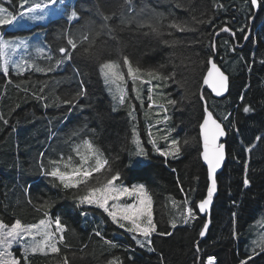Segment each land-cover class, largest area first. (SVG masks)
Wrapping results in <instances>:
<instances>
[{
	"label": "trees",
	"instance_id": "1",
	"mask_svg": "<svg viewBox=\"0 0 264 264\" xmlns=\"http://www.w3.org/2000/svg\"><path fill=\"white\" fill-rule=\"evenodd\" d=\"M19 2L0 0L16 12ZM258 3L254 14L248 0H132L131 5L125 0H74L61 5L59 14L54 15L51 10L45 24L16 32L8 26L2 29L5 39L22 35L18 38L29 42L37 35L39 47L56 58L61 55L59 47L66 46L64 32L71 31L78 42V48L72 50L75 53L72 60L52 72L27 68L18 73L11 65L7 75L0 72V114L9 120L8 125L0 121V219L8 225L16 219L33 224L44 218L43 212L47 211L52 219L60 216L66 225L67 247L60 245L59 254H34L30 264H63L65 256L70 264H107L113 256L120 257L121 264H201L208 256L214 257L215 264H239L241 259L252 255L254 248L259 254L253 256L251 264H264V252L259 247L250 248L249 236L253 223L264 217V139L256 140L257 136L264 137V0ZM73 6L79 19L69 22L67 15ZM130 7L135 13L129 12ZM136 14L140 22L159 19L162 36L149 34L147 26L138 27L137 20L121 23L122 17ZM104 16L112 17L108 22L112 32L102 27ZM172 20L188 21V26L196 30L170 29ZM199 20L206 22L197 24ZM225 27L231 31H221ZM35 30L37 33H27ZM84 35L88 36L87 41L81 40ZM173 39L179 43L163 42ZM90 44L92 47L86 53ZM19 50L9 53L12 62L16 57L17 62L34 60L45 68L55 62L46 55H38L31 47L23 48L20 55ZM124 55L133 67L147 70L163 65L164 75L175 74L174 80L166 85L157 81L163 101L159 104H166L167 99L177 103L167 105V121L163 119L164 113L156 115L160 116V123L152 131L158 144L165 148L167 145L159 137L166 129L173 130L172 138L182 144L175 158L160 156L148 143L149 130L142 106L145 98L138 104L145 94L144 84L138 80L133 91L129 82L128 101L117 107L106 91L98 63ZM210 55L229 76V89L221 98L213 97L207 87H201ZM126 69L122 67V71ZM148 78L145 74L143 80ZM82 85L85 95L72 104L62 102L76 97ZM33 93L44 99H37ZM201 94L206 98L203 101L199 98ZM204 102L223 121L227 158L216 176L217 194L210 210V223L201 238L205 217L197 212L196 202L204 196L207 187L198 129ZM245 104L251 106V112L243 111ZM132 107L135 119L129 116ZM225 116L228 119H223ZM133 125L147 157L135 155L136 147L131 143ZM84 139L93 140L112 169L121 171L123 183L141 182L147 189L157 225V232L151 237L155 251L137 245L132 234L114 224L103 210L94 205H78L77 198L85 194L82 187L64 189L58 181L40 177L41 164L47 166L49 160L59 159L61 155L65 159L75 155L72 148ZM185 139L189 140L187 145L183 144ZM246 148L250 151H245ZM75 159L78 162V157ZM245 161L251 181L247 188L243 185ZM185 198L196 212V218L188 223L180 217L182 206L173 204L175 201L182 205ZM44 201H49L51 206L37 211ZM234 212L237 213L235 236ZM173 219L175 227L170 223ZM95 230L101 236H96ZM105 240L118 247L110 248ZM13 251L19 255L21 250L13 248Z\"/></svg>",
	"mask_w": 264,
	"mask_h": 264
},
{
	"label": "snow or ice",
	"instance_id": "2",
	"mask_svg": "<svg viewBox=\"0 0 264 264\" xmlns=\"http://www.w3.org/2000/svg\"><path fill=\"white\" fill-rule=\"evenodd\" d=\"M125 3L131 5L132 0H125ZM257 3L258 0H251L253 7L257 6ZM61 5H65V0H46V2L41 0V2L32 3L30 7L27 6V0H22L20 7L23 10L18 13L15 10H9L6 7L0 6V25H14L21 18H26L28 21H41L49 15V9H52V14H59ZM216 7H222V5H216ZM38 11L41 14H37ZM129 12L135 13V9L130 7ZM138 16L139 14L122 17L121 23H132L133 20H137L138 27L147 26L150 28L149 34L162 36L159 19L155 22H140L138 21ZM78 19V12L73 6V10L67 15V20L71 22ZM111 19L112 17L110 16L103 17L104 24L102 27L108 28L109 32L113 31L108 24ZM205 22L206 21L203 20L196 21L197 24ZM168 27L179 32L196 30L188 26V21L179 20H172ZM221 31L228 32L231 31V29L225 27L221 29ZM62 35L66 39V46L59 47L58 51L61 54L59 58L51 54H46L43 47H37L35 49L38 55H46L47 59L55 61L53 65L47 68L41 67L35 63L34 60L22 59L19 62H12L9 53H14L18 48L27 49L29 47L28 42L22 38L5 39L4 36L0 35V72L7 75L9 73L10 63L18 73H23L27 68H31L35 72L40 73L54 71L66 61L72 60L75 55L72 50L78 48L77 39L71 31L64 32ZM169 35H172V33L170 32ZM81 40L87 41L88 36H82ZM163 42L170 45L179 43V41L175 39L164 40ZM91 47L92 45L90 44L89 48L85 49V52H89ZM49 52H51V50H49ZM122 67L127 68L126 73L122 71ZM205 67L207 68V72L203 75L201 87L207 86L216 96H222V94L229 89V77L221 71L211 55L208 57ZM162 69L163 65L158 68L147 70L141 69L138 66L133 67L129 57L126 55L118 56L117 59H107L98 63L100 76L103 78L105 85L109 88L110 93H112L113 100H118L120 105L125 104L127 97V90L123 87L126 82V77L132 80L133 91H136L135 82L137 80L141 83L149 84L152 80H156L166 85L169 80H174L175 74L164 75ZM145 74L150 78L148 81L143 80ZM113 86L115 87L114 92ZM154 87H159V85H155ZM43 90V88L40 89L41 92H43ZM148 92V99L152 101V103H149L148 107L151 109L155 104L152 96L153 87H149ZM85 94L86 90H83L82 85V91L77 93L76 97L65 99L62 102L64 104H72L76 99ZM33 96L37 99H44L43 96H36L35 93H33ZM137 98L139 99L138 92ZM199 98L201 101L206 99L202 94ZM240 99L243 101V94H241ZM176 103V100L167 99L166 104L156 105V107L164 112V121L168 120L167 105H175ZM45 106L47 107V104ZM243 111L249 113L252 111V108L245 104ZM134 112L135 109L133 107L129 111V116L132 119H135ZM9 115H11V113ZM157 115H160V113H157ZM223 119L226 120L228 117L225 116ZM0 121H2L4 125L9 124V120L5 119L3 114H0ZM157 123H160V121H157ZM151 127L150 125V138L148 143L151 144L152 150L163 157L171 156L175 158L178 156L181 152L182 144L180 140L172 138L171 132L173 130L166 129L165 134L159 137V139L163 140L167 145V147L164 148L158 144L157 139L153 136ZM199 130V136L203 142L201 156L207 165L209 183L206 196L199 201L197 207L201 212H205L213 202L214 193L217 192L216 171L221 167V163L225 159L224 145L218 143V140L220 137L226 135V131L222 126V122L215 118L213 112L209 110L207 105H205L203 109V118L199 125ZM73 135L75 136L77 133L74 132ZM261 139H264V137H256L257 141ZM131 143L136 147V156L147 157L148 153L139 139V133L135 125L132 126ZM188 143V139L183 141L184 145ZM245 151H250V149L246 148ZM72 152L75 153V157H78V162L72 155H69L67 159L61 155L59 159L49 160L47 166L41 164L40 169L42 175L51 178L53 181H58L64 189L82 187L85 190V194L77 198L78 205H94L103 210L114 224H118L120 228L132 234V239L135 240L137 245L142 248L148 247L150 251H155L151 246V237L153 233L157 232V225L153 220L152 200L145 186L143 184H133L131 187L124 186L121 181V171L118 169L114 171L112 169L110 161L105 158L104 153L96 146L93 140L84 139L81 144L75 145L72 148ZM41 155L43 156V153H41ZM244 170L243 185L247 188L251 184L247 175V161L244 162ZM101 176L103 177L102 180L100 179ZM124 197L131 198L132 202H121ZM29 203H31V201H29ZM233 203L235 204V201H233ZM173 204L178 207L182 206L183 211L180 212V217L183 219L184 223H188L196 218V212L193 210L192 206H189L187 198L182 202V205H178L175 201H173ZM50 206L49 201H44L43 205L37 207V211H40L41 208ZM232 215L234 225L233 235L235 236L237 213L234 212ZM43 217L44 218L40 219L37 223L33 224H23L20 219H16L11 225L0 221V264H30V258L34 254H59L61 251L60 245L67 247L64 237L66 225L62 222V218L56 216L55 219H52L47 211L43 212ZM170 223L172 227L176 226L175 219L170 221ZM207 228L208 222L206 221L203 225V229L199 233L201 237L205 236V230ZM94 234L96 236H101V232L98 230H95ZM160 235H171V233H160ZM105 243L108 244L110 248L118 247L117 244L109 240H105ZM253 244L259 247L261 252H264V235H261L258 241H253ZM14 245L20 247L21 251L19 255L14 253ZM197 251H199V249H197ZM258 254L259 253H257L254 248L252 250V255H248L244 259H241L239 264H251L253 256ZM63 264H70L67 256L63 258ZM107 264H121L120 257L113 256L107 261ZM201 264H215L214 257L208 256L206 262L201 261Z\"/></svg>",
	"mask_w": 264,
	"mask_h": 264
},
{
	"label": "rangeland",
	"instance_id": "3",
	"mask_svg": "<svg viewBox=\"0 0 264 264\" xmlns=\"http://www.w3.org/2000/svg\"><path fill=\"white\" fill-rule=\"evenodd\" d=\"M37 2H41V0H27V6H31V4L32 3H37ZM44 2H45V0H44ZM68 2H69V0H65V5L66 4H68ZM21 3H22V0H20V2H19V5H18V11H17V13L19 12V11H22L23 9L20 7V5H21ZM0 6H3V7H6V8H8L7 6H5V5H3V4H1L0 3ZM51 10L52 9H49V15L44 19V20H41V21H28L26 18H21L17 23H15L14 25H7L12 31H14V32H16V31H20V30H22V29H30V28H32V27H34V26H37V25H39V24H45V23H47V21L49 20V17H50V13H51ZM37 14H41L39 11L37 12ZM5 28V26H3V25H0V30L1 29H4ZM40 31V30H39ZM28 34H33V33H37V31L35 30V32H27ZM18 37H20V36H22V35H17ZM17 37V38H18ZM26 40V39H25ZM27 41V40H26ZM28 42V41H27ZM28 45H29V47H31L32 48V50H34L35 51V49L37 48V47H39L40 46V43H39V40L37 39V35H34L33 37H32V39L28 42ZM28 47V48H29ZM20 50H19V55L21 54V53H23L22 52V49L23 48H19ZM12 60H13V62H17V57L16 58H12ZM10 65H11V63H10ZM126 72H127V69H126ZM125 72V73H126ZM144 77V76H143ZM150 78H148V79H145V81H148ZM138 81V80H137ZM136 81V82H137ZM104 82V81H103ZM129 82H131V84H132V86H133V82H132V80L129 78V79H127V77H126V82H125V84L123 85V87H125L126 88V90H127V97H126V101H125V104L127 103V98H128V96L130 95V91H129V88H128V83ZM142 84H144V89H145V94H144V96L140 99V100H138V104L145 98V105H142L143 107H144V109H145V114H146V117H145V125L147 126V128H148V130H149V126L151 125L152 127H151V131H155V125H157L158 123H157V121H158V117H160V116H156L157 115V113H160V115H162V113H164L160 108H158V107H156V105L157 104H159V103H162L163 101H160V96H159V92H160V89L159 88H157V87H154L155 85H159V83L157 82V81H153L152 80V82L149 84V83H142ZM104 86H105V88H106V91L109 93V95H110V97H111V100H112V102H113V104H116V105H114V106H121L119 103H118V100H116V101H114L113 100V95H112V93H110V91H109V88L105 85V83H104ZM149 87H153V93H152V96H153V100L155 101V104H154V106L151 108V109H149V107H148V105H149V103H152V101H149V99H148V96H149V92H148V89H149ZM115 91V87L113 86V92ZM156 96L158 97V100L156 99ZM131 102V104H133L132 103V101H130ZM125 104H123V105H125ZM164 104V103H163ZM134 107H135V105H134ZM133 108V107H132ZM132 108H130V110L132 109ZM139 138H140V135H139ZM77 145H79V144H77ZM166 148V147H165ZM73 157L75 158V155H73ZM40 177H42V174L40 175ZM37 181V180H36ZM39 182H41V181H39ZM38 182V183H39ZM133 184H142L141 182H135V183H132V184H130V185H126V184H124V186H127V187H131ZM121 202H128V203H131L132 202V199L131 198H127V197H124V198H122V200H121ZM0 221H2L1 219H0ZM261 235H264V217H262V218H260V219H258L257 221H255L254 223H253V225H252V231H251V233L249 234V236H250V242H251V244H250V248H254V247H256V245H254L253 244V241H258L259 240V237L261 236ZM14 248H19V250H21L20 249V247L19 246H15L14 245Z\"/></svg>",
	"mask_w": 264,
	"mask_h": 264
},
{
	"label": "water",
	"instance_id": "4",
	"mask_svg": "<svg viewBox=\"0 0 264 264\" xmlns=\"http://www.w3.org/2000/svg\"><path fill=\"white\" fill-rule=\"evenodd\" d=\"M248 1H249L250 4H251V0H248ZM251 6H252V4H251ZM258 7H259V3H257V6H255V7L252 6V8H253V10H254V14L257 12ZM253 19H254L253 16L249 19V21H250V26H249V28L247 29V33H246L245 39H246V37L249 35L250 28H251V23L253 22ZM231 33L234 34L233 32H231ZM213 60H214V57H213ZM214 61H215V60H214ZM216 63H217V62H216ZM217 65H218V67H220V65H219L218 63H217ZM220 69H221V71H223V72L225 73V75L228 76V74H227V73H226L221 67H220ZM206 72H207V70H206ZM206 72H205V74H206ZM228 77H229V76H228ZM203 87H207V86H203ZM203 87H202V88H203ZM207 88H208V87H207ZM208 90L210 91L211 95H212L213 97H215V98H221L222 96L226 95V93H227V91H226V92H224V93L222 94V96H216L215 93H213V92L211 91L210 88H208ZM205 105H207V104L204 102V106H205ZM217 120H218V119H217ZM218 121H219V120H218ZM201 122H202V120H201ZM201 122H200V123H201ZM199 125H200V124H199ZM222 126H223V124H222ZM223 127H224V126H223ZM198 129H199V128H198ZM199 131H200V130H199ZM225 137H226V135L220 137L219 140H218V143H221V144L224 145L225 159L222 161V163H221V167L217 169V171H216V176H217L218 173H220V172L222 171L223 166H224V163H225L226 158H227V156H226V145H225V143L223 142V139H224ZM199 139H200V148H201V150H200V159H201L203 165H204L205 168H206V174H207V165H206V163L203 161V158H202V156H201V152L203 151V142H202V139L200 138V136H199ZM208 183H209V181H208V176H207V186H208ZM206 193H207V187H206V191H205L204 196L196 202V209H197V211H198V213H199V215H200L201 217H205V219H206L205 222L207 221V222H208V226H209V223H210V210H211V206H212V204L207 208V210H206L205 212H201V211L198 209V207H197L199 201L205 198ZM216 194H217V192L214 193L213 200H214V197L216 196ZM212 203H213V202H212ZM202 229H203V227H202ZM202 229H201V230H202ZM206 231H207V229L205 230V234H206ZM200 237H201V236H200ZM201 238H202V237H201Z\"/></svg>",
	"mask_w": 264,
	"mask_h": 264
},
{
	"label": "bare ground",
	"instance_id": "5",
	"mask_svg": "<svg viewBox=\"0 0 264 264\" xmlns=\"http://www.w3.org/2000/svg\"><path fill=\"white\" fill-rule=\"evenodd\" d=\"M173 13V12H172ZM202 89V88H201Z\"/></svg>",
	"mask_w": 264,
	"mask_h": 264
},
{
	"label": "flooded vegetation",
	"instance_id": "6",
	"mask_svg": "<svg viewBox=\"0 0 264 264\" xmlns=\"http://www.w3.org/2000/svg\"><path fill=\"white\" fill-rule=\"evenodd\" d=\"M244 41H245V39H244Z\"/></svg>",
	"mask_w": 264,
	"mask_h": 264
}]
</instances>
